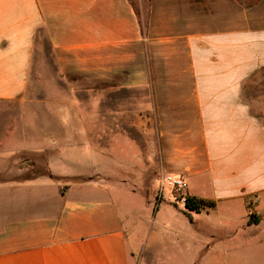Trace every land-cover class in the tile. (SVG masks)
<instances>
[{
    "label": "crops",
    "instance_id": "1",
    "mask_svg": "<svg viewBox=\"0 0 264 264\" xmlns=\"http://www.w3.org/2000/svg\"><path fill=\"white\" fill-rule=\"evenodd\" d=\"M37 50L55 80L92 99L84 122H61L82 131L53 144L49 164L80 179L0 181V264H132L115 194L136 193L109 178L142 175L147 154L126 129L151 120L158 172L215 202L175 208L185 224L213 225L215 264H264V0H0V102L27 98ZM114 95L132 100L112 106ZM8 135L0 160H12Z\"/></svg>",
    "mask_w": 264,
    "mask_h": 264
},
{
    "label": "rangeland",
    "instance_id": "2",
    "mask_svg": "<svg viewBox=\"0 0 264 264\" xmlns=\"http://www.w3.org/2000/svg\"><path fill=\"white\" fill-rule=\"evenodd\" d=\"M50 51L46 44L45 57L50 58ZM37 52L38 50L34 61L35 72L39 67ZM39 63L41 64L38 72L41 75L38 74L39 79L30 81L27 98L20 101L0 102V123L8 122L12 126L9 130L0 126V138L4 136L5 131L9 132L8 148L12 150L11 161L0 160L1 171L9 172L8 170L12 168V175L0 177V181L31 180L39 176H47L63 185L70 184L80 178L55 177L50 174L49 164L52 157L61 153L59 149L57 152L53 151L52 146L53 144L62 146L68 138H79L78 132L82 130L65 128L61 122H84L87 115L85 107L93 102L87 92L83 90L72 92L66 82L55 80L56 69L49 64L50 60ZM144 98L140 94L141 102ZM129 100L132 98H128L127 95L125 97L114 95L109 98V104L128 105L125 102ZM93 101L99 104L101 97L96 96ZM141 111L142 119H145L143 109ZM99 115L98 113V118L93 120L100 121ZM37 124L42 125L38 127ZM153 124L154 121L151 120V125L148 123L142 125V129H126L131 137L136 140L140 138V147L144 155L147 154L142 175L125 176L126 172L122 171V176L109 178L111 183L124 185L136 193L115 194L121 212L126 218L128 242L135 256V259L132 258V264H215L216 260L223 263L212 250L213 225L205 220L198 225L191 224L190 220H187V224L184 223L185 217L175 209L181 211L183 208L179 192L169 185L167 176L158 172L159 162L154 159V155L148 156L150 150L154 151L152 144L150 149L146 141L148 130H153ZM99 131L100 129H92L93 133ZM25 139L28 140L29 149L35 150L18 152L19 145ZM96 145L99 146V143ZM40 148L44 150L41 151ZM143 172L147 174L143 175ZM158 205L161 206V210L155 219L153 209Z\"/></svg>",
    "mask_w": 264,
    "mask_h": 264
},
{
    "label": "trees",
    "instance_id": "3",
    "mask_svg": "<svg viewBox=\"0 0 264 264\" xmlns=\"http://www.w3.org/2000/svg\"><path fill=\"white\" fill-rule=\"evenodd\" d=\"M215 208V202L207 201L201 198L190 196L186 194L185 196V210L184 214L189 215V212H201L210 211ZM157 209V206L155 207ZM259 218L251 219L249 223L258 222Z\"/></svg>",
    "mask_w": 264,
    "mask_h": 264
},
{
    "label": "built area",
    "instance_id": "4",
    "mask_svg": "<svg viewBox=\"0 0 264 264\" xmlns=\"http://www.w3.org/2000/svg\"><path fill=\"white\" fill-rule=\"evenodd\" d=\"M168 180V183L169 185L177 190L180 194V199L183 200L185 202V196H186V193H185V187H186V184L184 182L183 179H179V178H172V177H168L167 178Z\"/></svg>",
    "mask_w": 264,
    "mask_h": 264
}]
</instances>
